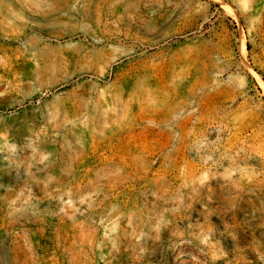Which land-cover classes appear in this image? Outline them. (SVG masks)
I'll return each instance as SVG.
<instances>
[{"label": "rangeland", "instance_id": "rangeland-1", "mask_svg": "<svg viewBox=\"0 0 264 264\" xmlns=\"http://www.w3.org/2000/svg\"><path fill=\"white\" fill-rule=\"evenodd\" d=\"M0 264H264V0H0Z\"/></svg>", "mask_w": 264, "mask_h": 264}]
</instances>
